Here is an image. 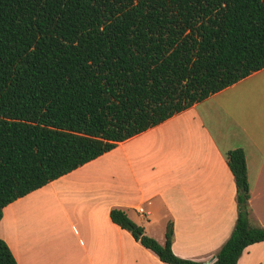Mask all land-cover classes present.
<instances>
[{
	"label": "trees",
	"instance_id": "1",
	"mask_svg": "<svg viewBox=\"0 0 264 264\" xmlns=\"http://www.w3.org/2000/svg\"><path fill=\"white\" fill-rule=\"evenodd\" d=\"M264 67V0H0V218L14 200ZM236 220L213 264L264 241L244 151L225 153ZM111 221L166 264H203L124 211ZM0 264H17L0 239Z\"/></svg>",
	"mask_w": 264,
	"mask_h": 264
},
{
	"label": "crops",
	"instance_id": "2",
	"mask_svg": "<svg viewBox=\"0 0 264 264\" xmlns=\"http://www.w3.org/2000/svg\"><path fill=\"white\" fill-rule=\"evenodd\" d=\"M236 148L264 227V67L9 203L0 239L17 264H166L111 221L118 208L160 244L171 221L173 253L208 264L236 220ZM237 264H264V241Z\"/></svg>",
	"mask_w": 264,
	"mask_h": 264
},
{
	"label": "built area",
	"instance_id": "3",
	"mask_svg": "<svg viewBox=\"0 0 264 264\" xmlns=\"http://www.w3.org/2000/svg\"><path fill=\"white\" fill-rule=\"evenodd\" d=\"M137 211L143 213L144 212V209L142 207H139V208H137ZM213 261H209L208 264H213L214 263Z\"/></svg>",
	"mask_w": 264,
	"mask_h": 264
},
{
	"label": "water",
	"instance_id": "4",
	"mask_svg": "<svg viewBox=\"0 0 264 264\" xmlns=\"http://www.w3.org/2000/svg\"><path fill=\"white\" fill-rule=\"evenodd\" d=\"M214 261H215V259H214ZM214 261H213V262H214Z\"/></svg>",
	"mask_w": 264,
	"mask_h": 264
}]
</instances>
